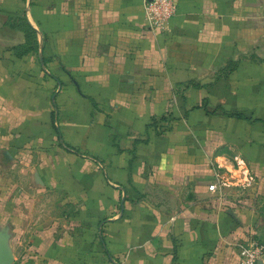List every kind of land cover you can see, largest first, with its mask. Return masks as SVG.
Returning a JSON list of instances; mask_svg holds the SVG:
<instances>
[{"label":"crops","instance_id":"crops-1","mask_svg":"<svg viewBox=\"0 0 264 264\" xmlns=\"http://www.w3.org/2000/svg\"><path fill=\"white\" fill-rule=\"evenodd\" d=\"M175 2L157 32L143 0H0V163L64 197L17 216L18 264L239 263L247 198L210 190L226 162L192 138L227 133L203 103L264 86V0Z\"/></svg>","mask_w":264,"mask_h":264},{"label":"rangeland","instance_id":"rangeland-1","mask_svg":"<svg viewBox=\"0 0 264 264\" xmlns=\"http://www.w3.org/2000/svg\"><path fill=\"white\" fill-rule=\"evenodd\" d=\"M16 56L23 58L26 54L17 53ZM234 88L233 92H236V97L230 99L216 97L215 104L209 106L203 103L202 106H207L210 109V114L214 112V117L208 120H199V124L202 126L224 128L227 133L194 135L192 139L199 144L193 145L192 153L194 157L204 161L205 166L208 156L225 160V165L217 163V161H215V166L210 165L215 179L214 184L218 185V192H224L231 187L230 189L235 190V194H241L242 197L247 198L245 205L251 214L248 215L246 237L239 243V248L241 252L258 250V264V261L264 262V97L261 100L254 95L257 90L258 93L263 92L264 94V86L258 87L255 84H249L246 87L235 85ZM240 89L251 96L247 97L246 105L238 97ZM241 111L243 119L237 118L234 113L230 117V114L227 113ZM1 135H5V133L0 128V138H2ZM212 141L215 143L214 152L209 148ZM11 153L0 148V161H3L2 158L5 155L11 157ZM205 166L204 168H206ZM17 170L19 171L12 165L5 163L1 165L0 163V227L10 228L11 247L15 255L14 264H18L16 257L26 251V246L19 244V232L21 231L16 229V218L17 216L21 218V212L27 214L28 210H31L27 202L30 205L35 203V210L30 216V221L38 213L37 210H46L42 212L45 217L41 220L50 221L60 215V211L53 209L63 206L64 201L62 194H54L49 187L40 192L37 191L35 183L31 182V179L21 181L18 178L19 181H17ZM243 181L245 183H242ZM23 198L25 202H21ZM17 212L20 215H17ZM24 221H27L28 227V220L24 219ZM26 233L29 237L32 230L28 229Z\"/></svg>","mask_w":264,"mask_h":264},{"label":"built area","instance_id":"built-area-1","mask_svg":"<svg viewBox=\"0 0 264 264\" xmlns=\"http://www.w3.org/2000/svg\"><path fill=\"white\" fill-rule=\"evenodd\" d=\"M144 17L148 28L152 31L164 32L177 13L175 0H143ZM211 191H218V185H211ZM258 250L241 252L238 264H257Z\"/></svg>","mask_w":264,"mask_h":264},{"label":"water","instance_id":"water-1","mask_svg":"<svg viewBox=\"0 0 264 264\" xmlns=\"http://www.w3.org/2000/svg\"><path fill=\"white\" fill-rule=\"evenodd\" d=\"M15 255L11 247V233L9 227H0V264H14ZM258 264H264L258 261Z\"/></svg>","mask_w":264,"mask_h":264},{"label":"trees","instance_id":"trees-1","mask_svg":"<svg viewBox=\"0 0 264 264\" xmlns=\"http://www.w3.org/2000/svg\"><path fill=\"white\" fill-rule=\"evenodd\" d=\"M20 27L26 31V35L28 36L29 40L31 41V43L29 42L30 46L28 48H22L21 47L23 49V50H21L22 51L21 54H28L30 51L35 49V31L29 24H26L25 22L23 23V26L21 25ZM235 116L239 119H243L241 114H235Z\"/></svg>","mask_w":264,"mask_h":264}]
</instances>
